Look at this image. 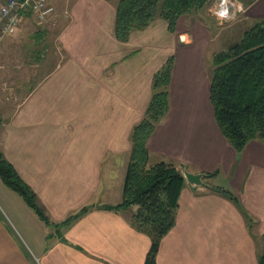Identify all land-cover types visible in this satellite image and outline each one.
<instances>
[{
	"label": "crops",
	"instance_id": "crops-1",
	"mask_svg": "<svg viewBox=\"0 0 264 264\" xmlns=\"http://www.w3.org/2000/svg\"><path fill=\"white\" fill-rule=\"evenodd\" d=\"M116 2L52 0L55 12L67 18L56 35V62L40 63L38 75L27 78L19 76L25 62L0 63L4 157L35 191L51 223L88 209L53 233L51 223L0 186L3 200L28 234L35 225L44 232L38 244L31 238L41 264H142L150 238L130 222L135 207L101 205L121 200L131 131L149 104L153 74L172 57L168 109L146 141L149 161L173 162L182 173L214 174L204 177L205 186L185 179L156 264H258L264 142L249 140L237 152L215 121L208 26L182 15L170 31L157 17L120 40ZM246 8L251 17L264 16V0H250ZM211 185L229 189L237 202ZM4 228L0 220V254L10 242ZM10 249L14 262L27 264L18 247Z\"/></svg>",
	"mask_w": 264,
	"mask_h": 264
},
{
	"label": "trees",
	"instance_id": "trees-1",
	"mask_svg": "<svg viewBox=\"0 0 264 264\" xmlns=\"http://www.w3.org/2000/svg\"><path fill=\"white\" fill-rule=\"evenodd\" d=\"M207 0H117L114 30L118 39L126 40L133 30L149 25L155 18H163L174 31L180 16L195 12ZM209 98L214 118L222 134L239 152L252 139L264 142V17L244 29L240 38L225 49L211 55ZM173 58L169 57L153 74L152 95L142 119L131 131V147L126 167L121 200L103 204L107 209L135 207L130 222L150 238L149 249L142 264H156L161 238L174 225L178 197L185 178L176 164L170 161L149 163L146 141L168 109V86ZM2 118L0 116V127ZM214 172L205 174L211 177ZM0 179L46 224L49 218L40 205L35 191L19 175L0 149ZM213 190L237 202L227 188L210 186ZM88 207L68 216L59 223H51L56 230L69 225ZM264 264V233L257 255Z\"/></svg>",
	"mask_w": 264,
	"mask_h": 264
},
{
	"label": "rangeland",
	"instance_id": "rangeland-1",
	"mask_svg": "<svg viewBox=\"0 0 264 264\" xmlns=\"http://www.w3.org/2000/svg\"><path fill=\"white\" fill-rule=\"evenodd\" d=\"M3 1L5 0H0V2ZM249 1L250 0H207V2L195 12L186 14L187 18L188 16H193L202 20L208 26L211 33V41L206 53L207 56L211 57L212 53L215 51L225 49L230 43L238 40L244 29L252 25L256 19L264 17L259 16L254 18L250 16L246 8ZM50 2L52 3V0H50ZM220 12H226L230 18L222 19L219 15ZM59 13L60 11L57 13L55 12L48 21L47 19H42L39 23L37 21L40 19L35 17V15H29L25 20H21L14 34L0 41V63L17 59L25 62L27 65L19 76L26 78L33 76L35 73L38 75L40 72V63H43V66L45 63H47L48 66L55 63L58 58L57 54L59 55V52L56 54L54 53L57 46L55 41L56 35L67 21V18L63 17L61 14L59 15ZM26 16L27 15H25V17ZM34 63L38 64L37 68L33 67ZM0 103L2 104V102ZM149 163L153 164L150 161ZM0 186H4L6 190L11 192L16 198L19 197L18 194L6 187L1 179ZM20 200L22 199L20 198ZM36 218L39 217L36 215ZM0 220L5 227L6 234L4 237L10 239V242L6 243L2 254H0V264H25L20 261H13V256L15 255L14 251L10 248L16 250L17 247L22 252L23 256H21L25 258L27 264H41L39 259L36 258V253L34 252L36 251V245L31 241V238H34L35 243L38 244V240L43 239L41 237H43L44 232L40 235L38 232L40 228L35 225V229H28V234L26 227L17 222V219L13 216L12 209L9 208L7 203L3 200L1 194ZM40 224L43 226L44 223L41 222ZM48 229H51L53 233L57 231L56 226L52 225H49Z\"/></svg>",
	"mask_w": 264,
	"mask_h": 264
},
{
	"label": "built area",
	"instance_id": "built-area-1",
	"mask_svg": "<svg viewBox=\"0 0 264 264\" xmlns=\"http://www.w3.org/2000/svg\"><path fill=\"white\" fill-rule=\"evenodd\" d=\"M55 8L50 0H5L0 2V41L14 34L26 14L45 20L54 14ZM48 17V18H46Z\"/></svg>",
	"mask_w": 264,
	"mask_h": 264
},
{
	"label": "water",
	"instance_id": "water-1",
	"mask_svg": "<svg viewBox=\"0 0 264 264\" xmlns=\"http://www.w3.org/2000/svg\"><path fill=\"white\" fill-rule=\"evenodd\" d=\"M183 176L187 180V182L192 186H205L207 182H205L204 177L205 174L202 172L193 173L186 169L183 170Z\"/></svg>",
	"mask_w": 264,
	"mask_h": 264
},
{
	"label": "clouds",
	"instance_id": "clouds-1",
	"mask_svg": "<svg viewBox=\"0 0 264 264\" xmlns=\"http://www.w3.org/2000/svg\"><path fill=\"white\" fill-rule=\"evenodd\" d=\"M219 15H220V17H221L222 19H228V18H230V17L227 15L226 12H220Z\"/></svg>",
	"mask_w": 264,
	"mask_h": 264
}]
</instances>
